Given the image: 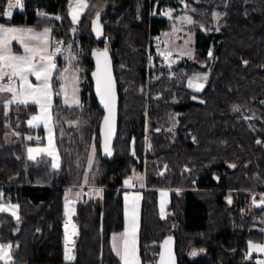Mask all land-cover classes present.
Listing matches in <instances>:
<instances>
[{
	"label": "trees",
	"instance_id": "1",
	"mask_svg": "<svg viewBox=\"0 0 264 264\" xmlns=\"http://www.w3.org/2000/svg\"><path fill=\"white\" fill-rule=\"evenodd\" d=\"M88 1L74 31L68 18L71 0H23L24 8L10 19L52 26V36L62 35L66 44L71 43L84 74L77 106L62 104L58 72L54 75L58 168L43 155L35 160L26 156V146L34 143L28 137L35 132L27 122L36 105L10 104L6 109L0 102V201L15 204L19 216L17 220L0 212V242L12 245L11 264H119L110 245L111 235L123 229L122 192L117 188L132 168H143V161L147 189L141 202L142 264H155L167 235L176 239L178 264H257L246 251L248 241L261 235L255 227L261 225L263 204L256 194L247 193L264 190V0H104L102 8L96 7L99 0ZM151 3L158 10L188 8L196 26L192 58H182L172 68L152 61L156 79L150 92L161 97L148 101L145 119L146 99L139 88L146 80L148 37L170 28L169 19L148 17ZM6 6L7 0H0V13ZM216 12L220 17L213 30L209 24ZM93 21L101 26L102 39L95 35ZM1 22L5 20L0 17ZM101 48L112 55L119 94L111 158L100 151L103 113L90 79L92 58ZM200 72L209 74L207 83L193 91L186 78ZM146 126L150 145L145 150ZM7 133L12 134L9 141ZM37 133L43 135V129ZM131 137L134 157L129 154ZM92 150L93 165L87 170ZM85 186H92V193L88 196L82 188L77 199L75 259L67 263L63 202L69 189ZM102 187L97 193L95 189ZM161 189L171 191L173 217L159 216ZM242 198L248 201L243 212L238 200ZM152 242L155 245L149 246Z\"/></svg>",
	"mask_w": 264,
	"mask_h": 264
},
{
	"label": "snow or ice",
	"instance_id": "2",
	"mask_svg": "<svg viewBox=\"0 0 264 264\" xmlns=\"http://www.w3.org/2000/svg\"><path fill=\"white\" fill-rule=\"evenodd\" d=\"M23 0H8V4L3 13L0 15L11 17L13 8H24ZM88 5L85 0H77L75 5L70 4L72 9V19L75 23L78 19L79 12L77 11L86 8ZM38 15L43 16L44 13H38ZM99 13H97V17ZM214 17H217V13H213ZM60 17H56L59 19ZM191 22V18H186ZM93 24L96 25V21H93ZM97 27H94V30H97ZM50 29L45 28L43 32H37L32 28L26 27H10L0 24V92L10 93V99L5 103V108H8V105L12 103H19L27 105L29 102L35 103L39 106V113L33 115L28 121L30 127H37L41 123L48 130V145L43 148H28V158L35 159L37 155L41 153H46L49 156L53 157V166L57 167V156L55 151V144L52 136V116H51V96H52V85L51 80L53 77V71L56 70V64L53 61L54 56L60 52L59 48H56L55 51L49 52L47 50L46 41L50 36ZM15 41L23 48V54H17L13 51L12 42ZM96 55V53H94ZM99 55L106 58L107 53H100ZM211 55V53H209ZM38 57V59H37ZM247 63V62H245ZM97 72L93 73V76L96 77L97 81V95L101 99V103L104 105L106 112L108 113L105 116V123L110 122V118L114 120L115 113V90L114 85L111 80V75L107 71L105 65L104 71L100 69V60H97ZM65 72L68 70L65 69ZM29 76H35L37 83L33 84L29 80ZM193 79H199L195 77ZM7 81L3 83V81ZM189 86H194L197 91L203 88V84L193 85V81H189ZM65 89V86L62 85V90ZM75 91L73 89V102L79 103L78 99L75 98ZM69 101L66 99L65 103ZM238 111V109H234ZM7 115V112H5ZM31 139V137H29ZM261 143V141H257ZM105 151L110 155V149L105 143ZM91 163V161H90ZM234 167V165H230ZM127 184L128 181H125ZM97 193L101 190L96 189ZM163 194V193H162ZM65 203V215H69L71 209L69 208L68 198L66 196ZM138 197L133 200L129 209L126 207V225L124 233L120 234L119 239L122 240V244L117 243V236L113 237V250L116 251L117 255L120 256L122 264H137L136 248H135V238H136V201ZM127 202V197H126ZM264 203V200H262ZM17 206L8 205L5 206L0 204V212L11 211V214L19 220V216L16 212ZM162 218H163V209H162ZM67 227V225H66ZM75 225H72L73 235H76ZM169 240L165 241V244L169 243ZM74 247V241L68 236L67 232L65 233V260L71 261L75 257L72 254V249ZM203 251V250H201ZM252 251H259L264 253V245L260 244H249V256H251ZM161 262H164V253L161 252ZM191 255H196V252L193 251ZM169 259L171 260V252L169 251ZM0 262L3 264H11L12 262V245L11 244H0ZM257 264H264V260H258Z\"/></svg>",
	"mask_w": 264,
	"mask_h": 264
},
{
	"label": "rangeland",
	"instance_id": "3",
	"mask_svg": "<svg viewBox=\"0 0 264 264\" xmlns=\"http://www.w3.org/2000/svg\"><path fill=\"white\" fill-rule=\"evenodd\" d=\"M148 2H151V0H148ZM181 2H184L183 0ZM7 4H8V0H7ZM104 4V0H99L96 4V7L102 8ZM157 4H155L154 6L151 3V7H149L150 13L148 14V17L154 16L155 14L165 17L167 19L170 20V28L168 31L163 32L161 34H159L158 36H160V41L159 42H155V38L156 37H148L149 40V46L151 45L152 50L149 48V46L147 47V58H146V64H145V71H146V80L145 83L139 88V92H141L146 99L145 102V119H147V115L146 113L148 112V107H149V102H147V94H152L150 92V85L152 84V82L154 81V79H156V75L154 72H152L153 66H152V61L156 59V62L158 63L157 66L158 67H166V68H172L175 63L179 60H181L182 58H192L194 55V28L196 26L195 24V19L193 18L190 10H188V8H183L182 10H178V11H174L172 8H160L159 10L156 7ZM22 9L19 8H13L12 9V14L15 11H19ZM158 10V12H157ZM192 10V9H191ZM193 11V10H192ZM177 13L176 15H173L174 13ZM218 14L217 17L213 16V20L211 21V23L209 24L210 29L213 30H217V25L216 22L218 21L219 17H220V13L216 12ZM186 18H191V22L188 21V19ZM45 28L50 29V36L48 37L47 41H46V46H47V50L49 49V38L52 36L53 34V29H51L49 26L46 27H37V29H34L37 32H43V30ZM150 49V50H149ZM57 72H58V83H61V91L63 94V99H61L62 104L67 105V106H77L80 105L81 99H80V89H81V76L83 78V72H81V70H83V68L81 67V64L78 61V57L76 53H73V49H72V45L71 43H67V53L66 55L61 59V63L59 64L58 68H57ZM67 69L68 71L65 72L64 70ZM208 73L207 72H200V73H195L190 77L186 78V83L188 88L192 89L193 91H197L196 88L194 86L190 87L189 86V81L192 80L193 81V85L195 84H203V88L205 87L207 80H208ZM195 77H199V79H193ZM62 85L65 86V89L62 90ZM76 89L75 91V98L78 99L79 103H74L73 102V89ZM203 88H201L199 91H201ZM198 92V91H197ZM153 95H156L157 98L161 97L160 93H155ZM68 100V103H65V100ZM150 99V98H149ZM153 99V100H156ZM194 100H199L198 97L194 96L193 97ZM37 110H36V114L39 113L40 109L39 107L36 105ZM52 116V113H51ZM32 117V116H31ZM31 119V118H30ZM29 119V120H30ZM28 120V121H29ZM28 123V122H27ZM52 123V136H53V140H54V144H55V151H56V156H57V167L53 166V157L47 155L46 153H41L39 155L36 156L35 159H37L40 156H45L47 158L50 159V163L54 168H58L59 164H60V156L58 153V149L56 146V141H55V132H54V124L53 121ZM29 125V124H28ZM34 128L35 132L33 133L31 137V139L28 140H32L34 141V143H30L26 146L25 149V153L26 156L28 157V148H43V147H47L48 145V136H49V132L48 130L44 127V125L41 123L40 125H38L37 127H32ZM38 128H42L43 129V133H44V139L41 143H37L35 142L36 138H37V129ZM12 134L11 133H7L5 135V140L9 141V139H11ZM258 141V140H257ZM261 141V140H259ZM144 148L145 150L149 147L150 145V141H149V137L147 134V126L145 128V136H144ZM262 143V141H261ZM259 143V144H261ZM135 138L131 137L129 139V154H131L134 157L135 154ZM34 159V160H35ZM93 150L90 154V159H89V163L87 166V170H89L92 165H93ZM91 161V163H90ZM140 160L137 159V162H139ZM143 165L145 166V161H143ZM140 169V167H138L136 165V167L132 168L130 173L125 177L124 181H123V185L119 188H117V191H121L122 192V201H123V229L119 232H115L111 235L110 237V245H111V249L114 253V255L117 257L119 264H122L121 258L120 256L117 255L116 251L113 250V237L117 236L118 240L117 243L118 244H122V240L119 239L120 234L124 233L125 231V225H126V207L129 209V215H130V208H131V204L133 202L134 199H136L138 197V200L136 201L137 207H136V238H135V248H136V256L138 258L137 260V264H142V260H141V256H140V244H139V236H140V226H141V202H142V196H143V191L140 190H135V191H127V188H130L133 184H136L137 186H141V188H143L145 186V168ZM87 180V176L85 178ZM125 181H128V183L126 184ZM82 188H89L92 189V186H85V187H79L78 189V198H80V196L82 195L81 189ZM96 189H100L102 192L103 191V187L102 188H96ZM95 189V190H96ZM173 191V190H172ZM99 192V193H100ZM163 193V194H162ZM248 195H252V194H256L258 198L259 195L264 197V190H252L250 192L247 193ZM67 198H70L71 195L69 193H67ZM74 197V195H73ZM126 197H127V202H126ZM74 200L76 201L77 198ZM74 200L70 202L69 208L70 206L74 207ZM237 200V199H235ZM239 200V206L241 209V212L245 211L248 207L247 203V199L242 198L238 199ZM66 199H64V204H65ZM68 201H70V199H68ZM171 203V191L170 190H166V189H161L158 191L157 194V207H158V213L159 216L162 218V209H163V218H167L169 215L167 214V211H169V205ZM0 204H3L5 206L8 205H15L12 203H4L2 201H0ZM63 204V208H64V217L62 219V224H63V220L65 219V205ZM255 206L259 205V202H254L253 203ZM16 206V205H15ZM71 211L73 210V208H70ZM4 212H8L11 214V211H4ZM16 212H17V208H16ZM171 217H173V212H171ZM263 216H260V219L258 220L261 225H257L255 227V229L257 227H262L264 226V207H263ZM73 218V217H72ZM74 222V221H73ZM172 223L174 224V226H176V222L175 221H171L170 225L171 227H174L172 225ZM74 225L76 226V235H73L74 237V244L76 242V238L78 235V227L76 225V223L74 222ZM64 230V228H63ZM65 232V231H64ZM250 242L252 244H260V245H264V233H262L259 237L254 238L250 241H248L247 243V251H246V255L247 257H252L255 256L256 258L262 259V257L264 256V253H261L259 251H252L251 252V256H249V244ZM0 244H3L0 242ZM63 245H64V254H65V238H63ZM151 245H155V243H150L149 246ZM74 252V249H73ZM75 256V255H74ZM0 264H3V262H0Z\"/></svg>",
	"mask_w": 264,
	"mask_h": 264
},
{
	"label": "water",
	"instance_id": "4",
	"mask_svg": "<svg viewBox=\"0 0 264 264\" xmlns=\"http://www.w3.org/2000/svg\"><path fill=\"white\" fill-rule=\"evenodd\" d=\"M97 30H94V27H97ZM93 31L95 35L99 38H103V32L101 26L98 24L94 25L92 23ZM106 51L107 56L106 58L104 56L99 55L100 53H104ZM100 60V69L101 71H104L105 65L107 67V71L111 75V80L114 85L115 90V113H114V120L110 118L109 123H105V116L108 114L105 110L104 105L101 103L100 97L97 95V81L96 77L93 76L94 72H97V60ZM93 69L90 72V79L92 83V93L93 97L100 108V110L103 113V116L99 123V147L101 154L104 158H111L113 156V144L117 136L118 132V120H119V94H118V85L114 73V62L111 53L107 48H101L96 52V55L93 56ZM105 143H107L108 148L110 149L111 154L109 155L105 151ZM169 243L165 244V241L169 240ZM169 251L171 252L172 259H169ZM161 252L164 253V262L163 264H178V258L176 254V239L172 235L165 236L160 244H159V252L155 261V264H162L161 262Z\"/></svg>",
	"mask_w": 264,
	"mask_h": 264
},
{
	"label": "crops",
	"instance_id": "5",
	"mask_svg": "<svg viewBox=\"0 0 264 264\" xmlns=\"http://www.w3.org/2000/svg\"><path fill=\"white\" fill-rule=\"evenodd\" d=\"M85 2H86L87 5H89V1L88 0H85ZM76 3H77V0H71V2H70L71 5H75ZM87 8H88V6L86 8H84V9H82V10H79V9L77 10L79 12V16H78L77 21L75 23H73L72 14H71L72 9L70 8V5H69L68 18H69L70 23L72 24V31H74L75 29L78 28V24L81 21V19H82L84 13L86 12ZM19 11H21V10H19ZM11 16H12V14H11ZM10 19H11V17L9 18V17L5 16V18H4L5 22H1L0 24H3L5 26H10V27H26V28L37 29V27L35 25H28L27 23H20V24L10 23ZM41 27H43V26H41ZM44 27H46V26H44ZM49 27L52 29V26H49ZM52 38H53V36H51L49 38V46H48L49 49H50V45H51ZM12 48H13V51L15 53H17V54H23V48L18 43H16L15 41L12 42ZM49 49H48V51H49ZM37 59H38V57H37ZM58 66L59 65H57L56 70L53 71V77H52V80H51V85H52L51 105L52 106L54 104V99H55V95H56V92L54 90V75H55L56 71L58 70L57 69ZM29 80L33 84H36L37 83L35 76H29ZM58 81L59 80H58V77H57V83H58ZM6 82H7L6 80L3 81V83H6ZM55 83H56V81H55ZM58 94L60 96V99H63V94H62V91H61V83H58ZM9 99H10V93H8V92H0V102L6 103ZM12 104H19V103H12ZM28 104L37 105V104L31 103V102H29ZM52 106H51V109H50V112L51 113H52ZM43 136H44V133H43ZM67 193H69L71 195V197L68 198V199H70V201H68V204L69 205H70V202L74 200V198L75 199L76 198L78 199V189L77 190L69 189ZM73 195H74V197H73ZM74 202H75L74 203V207L73 206H70V208H73L74 215H75V209H76L77 200L76 201L74 200ZM65 203H66V201H65ZM69 215H70V213H69ZM69 215H67L65 217V219L63 220V223H64V227L63 228H64L65 233L67 232L68 236L72 240V236H73V228H72V225H74V222H73V220L70 219ZM66 225H67V227H66ZM76 229L77 228L75 227V231H76ZM64 238H65V234H64ZM73 249H72V254L74 256ZM64 257H65V254H64ZM74 259L71 260V261H67L64 258V261L67 262V263H72L74 261Z\"/></svg>",
	"mask_w": 264,
	"mask_h": 264
},
{
	"label": "built area",
	"instance_id": "6",
	"mask_svg": "<svg viewBox=\"0 0 264 264\" xmlns=\"http://www.w3.org/2000/svg\"><path fill=\"white\" fill-rule=\"evenodd\" d=\"M0 17L1 18H5V16H3V15H0ZM158 40L160 41V36H157L155 38V42H159ZM66 47H67V45H66V41H65L64 36L60 35V36H54L52 38L49 52L55 51L56 48L60 49V52H58L53 58V61H54V63L56 65L58 64V60L63 58L66 55V52H67V48ZM149 98L150 99H156L157 96L153 95V94H151V95L147 94V102L150 100ZM42 140H43V135H38L37 138H36V142L37 143H41ZM146 189H147L146 186L141 188V186H137L136 184H133L130 188H127L126 190L130 192V191H135V190L144 191ZM85 192H86L87 195H90L91 192H92V189L86 188ZM259 197H260L261 200H264L263 196L259 195ZM167 214L171 215V213L169 211H167ZM73 215H74V210L70 211L69 217H70L71 220H72ZM172 225L174 226L173 223H172ZM256 231L258 233H264V226L257 227ZM72 241H74V237L73 236H72ZM258 260H264V256L262 257V259H259V258L252 259V262L257 263Z\"/></svg>",
	"mask_w": 264,
	"mask_h": 264
},
{
	"label": "bare ground",
	"instance_id": "7",
	"mask_svg": "<svg viewBox=\"0 0 264 264\" xmlns=\"http://www.w3.org/2000/svg\"><path fill=\"white\" fill-rule=\"evenodd\" d=\"M157 36H158V35H156V36H154V37H157ZM66 45H67V44H66ZM66 48H67V47H66ZM66 53H67V52H66ZM61 59H62V58H61ZM59 60H60V59H59ZM59 60H58V61H59ZM57 65H58V64H57ZM57 65H56V66H57Z\"/></svg>",
	"mask_w": 264,
	"mask_h": 264
}]
</instances>
